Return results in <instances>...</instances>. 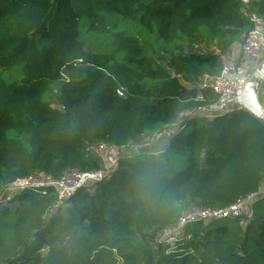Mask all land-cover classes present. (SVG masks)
Returning <instances> with one entry per match:
<instances>
[{
	"label": "trees",
	"instance_id": "1",
	"mask_svg": "<svg viewBox=\"0 0 264 264\" xmlns=\"http://www.w3.org/2000/svg\"><path fill=\"white\" fill-rule=\"evenodd\" d=\"M244 10L264 19V0H0V195L33 174L104 169L89 145L120 149L64 217L47 219L63 207L53 186L0 207V264H264V195L244 225L192 221L178 253L160 241L188 207L223 209L264 184V121L200 113L219 100L202 77L252 28ZM178 123L161 152H121Z\"/></svg>",
	"mask_w": 264,
	"mask_h": 264
},
{
	"label": "built area",
	"instance_id": "2",
	"mask_svg": "<svg viewBox=\"0 0 264 264\" xmlns=\"http://www.w3.org/2000/svg\"><path fill=\"white\" fill-rule=\"evenodd\" d=\"M244 15L252 22V28L245 35L241 42L236 43L231 52L223 56L225 64L217 76L206 74L202 77L198 86L199 92L205 89H212L219 95V100L209 110H202L209 119L216 114H224L235 109L247 110L242 97L247 85L257 76V70L264 60V19L255 12L244 10ZM259 87V94L264 95L262 85ZM264 106V104L262 103ZM86 150L99 156L105 163L104 169L91 172L67 171L62 179H54L45 174H33L27 178L17 179L12 183L5 193L0 195V207L5 206L14 194L24 189H44L48 186L56 187L59 193L57 206H63L65 200L75 193L79 188L89 183H96L108 177L116 168L119 160L120 149L108 142H101L87 146ZM261 188L245 198L239 199L236 203L219 210L208 208L188 207L180 217L176 226L167 232L182 231L192 221H209L215 218L238 217L240 223L245 224V216L248 214V207H251L258 196L262 193ZM250 209V208H249ZM166 232V233H167ZM165 233V234H166Z\"/></svg>",
	"mask_w": 264,
	"mask_h": 264
},
{
	"label": "rangeland",
	"instance_id": "3",
	"mask_svg": "<svg viewBox=\"0 0 264 264\" xmlns=\"http://www.w3.org/2000/svg\"><path fill=\"white\" fill-rule=\"evenodd\" d=\"M187 50L190 52L206 53L210 51L211 49L207 45H204L199 42H195L191 45H188ZM261 88H262V91H264V84L262 85ZM259 100L261 103L264 104V95L262 93L259 94ZM54 105L56 106V104ZM178 130H179V123L176 126L165 129L164 131L158 134L140 137L132 141L130 143V147L122 150L121 152L130 153V154L138 153L141 151L149 152V153H159L168 146L171 136L175 134ZM86 187H88V189L92 192L95 191V186L92 185V183H89ZM262 188H263L262 193L258 196L257 199H259L261 196L264 195V184ZM70 205L71 204L68 202L66 205L64 204L63 207L59 211H55V212L53 211L52 213L50 212V214L47 215V219L51 217L53 214L55 215L56 213L63 217L66 216L67 209L70 207ZM15 207L16 205H14L12 209H14ZM249 208L250 207H248V214L250 213ZM182 237H183L182 231L171 230L167 232L166 234L164 233L161 236L160 241L167 243V246H166L167 253H171V254L178 253L179 251H181L180 247L182 244V239H183ZM54 238H56L52 240L54 244H58V243L65 244V245L70 244L68 239L64 238V236L59 234L58 232L55 234Z\"/></svg>",
	"mask_w": 264,
	"mask_h": 264
},
{
	"label": "water",
	"instance_id": "4",
	"mask_svg": "<svg viewBox=\"0 0 264 264\" xmlns=\"http://www.w3.org/2000/svg\"><path fill=\"white\" fill-rule=\"evenodd\" d=\"M264 78V60L257 70V76L247 85L242 101L250 113L264 121V106L259 100V87ZM121 96H125L123 93Z\"/></svg>",
	"mask_w": 264,
	"mask_h": 264
}]
</instances>
